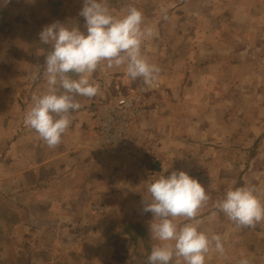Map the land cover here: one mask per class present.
<instances>
[{"label":"rangeland","instance_id":"obj_1","mask_svg":"<svg viewBox=\"0 0 264 264\" xmlns=\"http://www.w3.org/2000/svg\"><path fill=\"white\" fill-rule=\"evenodd\" d=\"M119 2L115 16H122L131 5L142 12L145 24L154 27L157 35L143 43L142 54L160 68L159 88L144 93L152 104L137 109L143 118L129 129L139 139L138 145L126 161L117 160L135 171L129 177L130 185L116 188L115 206L101 204L102 209H95L93 202L98 198L68 205L76 213L82 209V221L75 223L70 237L68 227L60 228L56 237L27 232L30 208L22 207L20 198L13 204L0 203V264H147L158 242L150 235L153 215L142 211L145 202L138 199L148 195V184L159 175L166 178L172 171H184L205 188L210 199L197 217L205 232L214 227L207 214L215 208V201L228 189L238 188L244 174L252 170L248 183L264 179V0ZM120 76L115 74L108 88L103 85L108 89L106 104L116 89L143 93L142 80ZM100 126L95 129L99 134ZM150 134L155 140L167 139L168 150L162 152ZM203 138L208 141L200 142ZM257 138L259 148L252 146ZM260 165L261 169L255 168ZM120 197L127 202L118 204ZM45 212L57 213L58 209L50 207ZM52 218L57 226L60 219ZM34 222L40 228L50 226L49 221ZM229 223L218 220L215 227L226 228ZM219 236L234 246L225 255L237 262L244 249L239 237L232 230ZM249 237L244 239L251 243Z\"/></svg>","mask_w":264,"mask_h":264},{"label":"crops","instance_id":"obj_2","mask_svg":"<svg viewBox=\"0 0 264 264\" xmlns=\"http://www.w3.org/2000/svg\"><path fill=\"white\" fill-rule=\"evenodd\" d=\"M119 1L122 0H104L113 15L119 12ZM82 5L83 0H9L7 3L0 0V203L13 204L20 202V198L24 202L22 207L33 212L26 218L27 232H40L41 236L56 237L60 228L68 227L66 235L70 237L75 223L82 221V209L76 213L67 206L87 204L91 198H98V201H92L94 207L97 206L95 209H102L101 204L115 206L116 188L128 187L129 177L135 172L117 161L118 157L121 161L129 157L105 145L95 131L106 105L108 89L102 84L116 78L115 74L126 80L125 71H108L112 73L109 74L99 67L92 74L100 91L93 98H76L81 108L71 114L69 129L57 147L48 148L36 132L23 123L24 114L32 106V96L47 89L43 65L45 54L51 49L40 42L39 33L45 26L59 22L69 28L78 27L86 34L84 18L79 16ZM150 135L154 142L155 137ZM207 138L200 139V142L208 141ZM155 142L162 146V152L168 150L167 139L156 138ZM255 168L261 169L262 165ZM251 171L244 174L238 187L253 186L264 203V179L261 178L260 183H248L247 177L253 176ZM259 175L254 172V176ZM134 185L138 187L140 183ZM148 198V195L139 198L138 202H146ZM121 201L127 202L120 197L118 204ZM124 206L129 211V207ZM50 207H55L58 212H45ZM214 209L207 214L214 227L210 226L206 234L209 237L213 234L229 235L232 230L241 241L239 246L244 249L241 248L237 262H232V255L221 256L210 251L205 264H238L244 257L250 264H264V221L254 228H237L233 223L226 228L215 227L218 220H229L223 213L216 215ZM109 214L112 216V212ZM54 216L60 219L57 226H54ZM39 220L49 221L50 226L40 228L34 222ZM246 236H250L251 243L244 239ZM223 246L225 254L234 249L231 243H223Z\"/></svg>","mask_w":264,"mask_h":264},{"label":"clouds","instance_id":"obj_3","mask_svg":"<svg viewBox=\"0 0 264 264\" xmlns=\"http://www.w3.org/2000/svg\"><path fill=\"white\" fill-rule=\"evenodd\" d=\"M79 16L84 18L86 34L59 22L45 26L39 33L40 42L51 49L43 65L47 89L32 96L23 123L50 149L61 143L71 124V114L80 110L76 98H93L99 93L100 85L93 82L92 74L101 65L105 69L123 67L130 80L140 79L148 86L160 73V68L142 54L143 43L157 33L145 24L136 7L130 5L117 17L104 0H83ZM147 193L149 198L142 211L153 215L150 235L158 242L147 256V264H205L210 251L225 255L221 237H209L200 229L197 217L210 197L198 180L184 171H172L166 178L159 175L149 183ZM215 209L237 228H254L264 221V203L253 186L228 189L215 201ZM179 219L185 222L178 224ZM238 264L250 261L244 257Z\"/></svg>","mask_w":264,"mask_h":264},{"label":"built area","instance_id":"obj_4","mask_svg":"<svg viewBox=\"0 0 264 264\" xmlns=\"http://www.w3.org/2000/svg\"><path fill=\"white\" fill-rule=\"evenodd\" d=\"M102 85L109 87L106 82ZM158 88V82L151 86L143 83V93L141 95L122 89H116L113 97L112 94L109 95V100L100 116V138L105 145L112 147L114 151H119L123 155L131 157L139 139L136 135L132 136L129 131L130 126L142 117L140 111L136 112L137 109H143L145 105H149L144 93Z\"/></svg>","mask_w":264,"mask_h":264},{"label":"trees","instance_id":"obj_5","mask_svg":"<svg viewBox=\"0 0 264 264\" xmlns=\"http://www.w3.org/2000/svg\"><path fill=\"white\" fill-rule=\"evenodd\" d=\"M258 142H259V140H258V138H257L256 141H254V143H253L252 146H254V147H256V148H257V147L259 148V143H258ZM252 148H253V147H252ZM254 151H255V150H254ZM254 151L252 152L253 155L256 153L257 150H256L255 152H254ZM153 170H157V167H154Z\"/></svg>","mask_w":264,"mask_h":264}]
</instances>
